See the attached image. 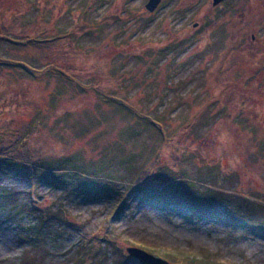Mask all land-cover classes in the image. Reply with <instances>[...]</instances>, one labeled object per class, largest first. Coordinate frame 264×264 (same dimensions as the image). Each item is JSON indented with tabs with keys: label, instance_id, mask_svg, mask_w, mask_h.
Listing matches in <instances>:
<instances>
[{
	"label": "rangeland",
	"instance_id": "374dc122",
	"mask_svg": "<svg viewBox=\"0 0 264 264\" xmlns=\"http://www.w3.org/2000/svg\"><path fill=\"white\" fill-rule=\"evenodd\" d=\"M146 2L0 0V152L29 153L10 158L44 172L73 156L76 187L127 191L150 169L188 200L218 192V219L197 223L136 192L118 211L102 191L0 171L16 193L0 205V264H143L127 251L140 237L171 264L163 254L186 250L203 264H264V231L233 229L223 212H264V78L242 69L264 55V0Z\"/></svg>",
	"mask_w": 264,
	"mask_h": 264
},
{
	"label": "trees",
	"instance_id": "16d2710c",
	"mask_svg": "<svg viewBox=\"0 0 264 264\" xmlns=\"http://www.w3.org/2000/svg\"><path fill=\"white\" fill-rule=\"evenodd\" d=\"M6 30V28H5ZM9 33V31H6ZM5 32V33H6ZM0 33H2V28H0ZM1 36V34H0ZM58 38L56 39H51V40H28L27 45L34 44L42 47V48H48L51 47V45L54 42H57ZM160 124L163 126V122L159 120ZM156 125V124H154ZM132 137H136V133L132 132L130 134ZM23 155H30L29 153H22ZM14 155H19L23 156L20 154H15L12 153L8 150L0 152V171L3 173H12L15 174L18 177L24 178V179H29L32 181L34 185H39L41 182H46L48 185L51 187L55 186H62V188L70 193V191L75 192L77 189H84V194L89 195V196H98L99 193L102 191V193H105V195L109 198H117L120 203L117 206V210L120 211L123 207L122 202H126V200L129 198L128 196L130 193H135L138 194V196L141 197V200L147 201L150 199H156L157 203L160 206H173L177 208L179 212H182L184 217L188 218L189 220H192L194 222L200 223L205 220L211 221L216 220L219 217L218 212L221 211V209L214 203L216 196L218 195V192H214L213 190L209 193L206 194H198L195 196V198L188 200V197L190 194H187V192L181 190L185 189L186 186L182 184L180 186L181 189L176 190L169 187L168 184H163L159 182L161 180V174L159 176L154 177L153 174H151L150 169H144L139 172V174L135 175L130 182V188L126 191L125 189L121 188L120 190H116L115 188L112 187H102V189L99 186H94V182H98L96 180L92 179V182H86L82 181L80 182L82 185L80 186V183L76 184L77 187L74 185L76 182L75 180L78 179V175L75 172L76 169L73 167L75 166L73 164L74 157L73 156H67V157H61L57 159H53L51 163L53 168H51V171H46L44 172V168H48L47 166L44 167L43 162L29 164L25 161H19L15 160V158H10L14 157ZM54 161V162H53ZM76 175H75V174ZM112 179V178H111ZM113 180V179H112ZM158 180V181H157ZM171 183V182H170ZM169 183V184H170ZM80 192V191H79ZM16 195L15 192L7 190L0 186V205L4 206L5 204H8L9 201L13 200L12 197ZM12 202V201H11ZM246 204H249L250 201H246ZM32 205V202H31ZM30 204H27V210H32L33 206ZM30 207V208H29ZM32 207V208H31ZM225 207V206H224ZM250 207V205H248ZM260 208L258 209H263L264 206H259ZM251 208V207H250ZM225 215L228 217V222L227 224L231 226L233 229H238L239 228L244 229H252L250 231L255 232L256 229H258V232L260 230L264 231V212L261 213H256V210H249L248 214L242 212L240 206H226V208L223 210ZM52 214L55 215H60L58 217L59 220L62 222L60 224H63L64 222V217L62 215L65 214V210L62 208H58V211H51ZM57 213V214H56ZM49 214L46 216L45 214L42 215V222H46L45 220H53V218ZM213 214V215H212ZM65 216V215H64ZM62 217V218H61ZM246 217L247 219H243ZM258 217V218H257ZM255 219H258L259 221H256V224H252L255 222ZM251 222V223H250ZM41 223L39 224V226ZM248 225V226H247ZM61 226V225H60ZM39 234L42 232L41 230H38ZM42 236L38 237L37 240H32L33 244L38 243V245H42L43 242L41 241ZM135 245L146 249L150 252L153 253H158V251L154 248L155 246L152 245L147 237H140L134 240L133 242ZM187 254H181L177 253L174 256L171 255H165L168 258H171L176 262V264H203L204 261L200 255L195 254L194 252H191L190 250H186ZM162 255V253H159ZM121 260V259H120ZM124 260V258L122 259ZM98 264H103V262L100 260ZM208 264H217V262L213 260H209Z\"/></svg>",
	"mask_w": 264,
	"mask_h": 264
},
{
	"label": "water",
	"instance_id": "95a60500",
	"mask_svg": "<svg viewBox=\"0 0 264 264\" xmlns=\"http://www.w3.org/2000/svg\"><path fill=\"white\" fill-rule=\"evenodd\" d=\"M163 0H147L145 8L150 12H154ZM223 0H212L213 5L217 6ZM197 25V23L195 24ZM128 253L138 259L143 264H171L164 257L152 254L138 246H130L127 248Z\"/></svg>",
	"mask_w": 264,
	"mask_h": 264
},
{
	"label": "flooded vegetation",
	"instance_id": "af4514ba",
	"mask_svg": "<svg viewBox=\"0 0 264 264\" xmlns=\"http://www.w3.org/2000/svg\"><path fill=\"white\" fill-rule=\"evenodd\" d=\"M226 1H229L228 3L230 4V1H236L239 2V0H223L222 2H220L218 5H223ZM245 1V0H244ZM257 2V0H255V3ZM254 3H252L251 1H249V7L252 6ZM217 5V6H218ZM253 38H255V36H253ZM246 59H244V68H242L243 70H245L246 68L249 70L250 67H252L251 73H253V76L257 75V74H261L263 75L264 78V55L260 56L258 59H256V61H252V59H250V55L247 54L246 55Z\"/></svg>",
	"mask_w": 264,
	"mask_h": 264
}]
</instances>
